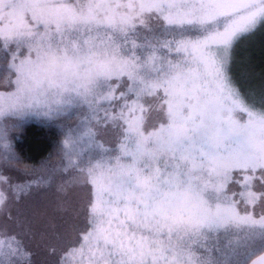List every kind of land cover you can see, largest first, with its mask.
Here are the masks:
<instances>
[{"label":"snow or ice","instance_id":"6c2138e0","mask_svg":"<svg viewBox=\"0 0 264 264\" xmlns=\"http://www.w3.org/2000/svg\"><path fill=\"white\" fill-rule=\"evenodd\" d=\"M261 28L264 0H0V150L13 117L71 119L81 104L96 117L101 102L118 112L90 118L87 140L107 124L126 141L89 164L90 230L57 264H248L264 251V89L241 97L228 57ZM12 160L0 214L26 187ZM14 254L34 264L20 242Z\"/></svg>","mask_w":264,"mask_h":264},{"label":"trees","instance_id":"16d2710c","mask_svg":"<svg viewBox=\"0 0 264 264\" xmlns=\"http://www.w3.org/2000/svg\"><path fill=\"white\" fill-rule=\"evenodd\" d=\"M157 23L155 22L153 25ZM137 27L142 28L140 25ZM242 50L243 52L246 51L240 49L237 52V57L231 64V69H229V75L236 89H239L238 92L241 97L255 98L264 89V79L261 77L264 75V48L258 42H253L247 53L241 55ZM164 51L167 50L165 49ZM4 54L0 53L2 57H5ZM170 55L175 56L177 54L173 52ZM0 76H2L1 73ZM122 81H127V77L125 76V79H122ZM102 105L103 107L98 109L96 117L103 118L105 114L104 109L107 108L108 111L111 108L105 103H102ZM242 114L240 118H246V114ZM96 117H93V113L88 105L84 104V108H82V111L77 116V121L91 118L92 122ZM75 120L76 118H72V121ZM55 122L57 121H42L29 113L24 117H13L5 124L7 136L12 147L10 150H0V163L5 164L11 155L17 157L19 162L17 163L16 160H12L7 163V167L31 171L37 169L39 174L36 182L40 181L39 178H41L39 171H45L46 177L42 182H39L43 183L45 181L43 191L30 202L31 204L19 207L24 213L15 211L14 207L2 215L0 229L6 228L7 232L13 234L15 237L13 240H9L7 236L0 235V260L4 264H15L16 260L19 259L14 254L17 242L21 243L22 248L28 250L34 264H57L65 248L70 245L75 247H77L76 244L78 245L75 239L80 234L78 226L82 224V212L79 210V203L74 198L69 201L64 198L63 194L59 193L58 188H56L54 180L57 178L56 167L66 157L64 146L66 133ZM107 126V124L102 125L100 129L101 142L95 141L92 142V145L99 146L106 143L103 134L110 133ZM106 147L108 149L103 152L99 150L100 155L103 154L110 158L116 154L113 146ZM94 153L96 154V151ZM79 160L82 162L85 159L80 157ZM89 163H92V161H89ZM229 187H232V185H229ZM37 199L38 201H35ZM38 202H43L40 205L44 204L45 206L41 205L39 209L34 208ZM242 208L243 205H241V210ZM32 210H36L41 216H39V220L34 219L35 222L27 224L25 223V216H31ZM9 216L14 219H9ZM208 242L211 243L212 241L209 240ZM53 248L55 252L52 251ZM78 262L79 257H77L76 264Z\"/></svg>","mask_w":264,"mask_h":264},{"label":"rangeland","instance_id":"374dc122","mask_svg":"<svg viewBox=\"0 0 264 264\" xmlns=\"http://www.w3.org/2000/svg\"><path fill=\"white\" fill-rule=\"evenodd\" d=\"M149 16L154 15L149 13ZM157 22L156 20H151L150 23L155 24ZM162 22V21H161ZM138 26V25H137ZM262 34V36H261ZM261 37V38H260ZM260 38L258 41L257 39ZM258 42L264 48V28L259 29L252 35H243L241 38H239L236 42H234L232 48L228 52L229 57V69H231V64L235 61L237 57V52L240 49L246 50L243 52L241 51V55L243 53H247L249 50V47L251 43ZM6 54H4L5 56ZM241 58V57H240ZM244 58V56H243ZM245 59V58H244ZM240 61V59H239ZM10 63V60L6 61L5 57H2L0 55V73L3 75L4 71L8 68V64ZM245 70V69H244ZM245 72V71H244ZM243 72V73H244ZM257 74V73H255ZM264 79V75L261 76ZM125 79L124 77H121V80ZM4 90V86L0 85V91ZM237 90H239L237 88ZM162 91L160 92V95H162ZM151 99V97H149ZM104 102H101V104ZM87 105V104H86ZM82 108H84V104H81L78 108L75 109L76 114L71 117V119L67 118H60V119H51L48 117H45L43 115L37 116L34 115V117H37L41 119L42 121H57L58 126L62 127L66 133V139H65V159L64 161L56 167V175L57 180H55L56 188H58L59 193L63 194V197L66 198L68 201L71 199H76L80 206V212H82V224L78 226V232L80 233L75 241L78 243L76 244L77 247H79L80 243H83V231L85 229L90 230V224H89V216H90V205L89 200L94 199L92 196V193L95 191L94 185L92 184L91 178L88 175V162L92 161L91 164H95L98 160L100 161H113L115 160V157L117 155H120V144L125 143L124 137L120 136L117 132V129L115 125H112V128H109L107 126L109 134L104 133L103 138L106 140V143L100 144L99 146L92 145V142L87 140V132H88V118L80 119V121H77L78 114L82 111ZM118 112V109H116L114 106L109 108L108 114L109 115H115ZM240 115H243L242 113H237V116L240 117ZM105 116V114H104ZM72 118H76L75 121H72ZM97 116L92 122L91 127L95 129L97 127ZM247 118V117H246ZM243 118V119H246ZM84 122L86 125L85 127H78L81 125V123ZM166 122V118H165ZM122 123V122H121ZM153 123L155 127H159V120L154 117ZM102 125H99V131L96 132L95 135V141L101 142V129ZM145 128V134H147L148 131H153L154 128L149 127L148 123L146 122L144 125ZM100 133V135H98ZM109 140V141H108ZM106 146H113L116 150V154L112 157L104 156L103 154H99V150L103 152L104 150L108 149ZM96 151V154L94 153ZM92 156V158H91ZM83 157L85 160L80 162L79 158ZM127 159V158H124ZM0 165H4V163H0ZM9 168V167H8ZM12 169L10 175L14 182L22 183L23 185H26L24 189L18 193L13 194L14 198L11 200L10 208L15 207V211L17 212H23V210H20L19 207H23L24 205L31 204L34 200V198L42 192L43 187L45 186V181L42 182L45 177V171H39L40 176L43 177V180H40L39 182H36L38 180V170L35 171L26 170V169H18V168H10ZM235 175V173H234ZM101 183H103V180H101ZM35 201H38L35 200ZM43 202H38L34 208L39 209L41 205L45 206L44 204H41ZM47 207V206H46ZM253 206H249V210L252 209ZM33 208V206H32ZM44 209V208H43ZM24 213V212H23ZM31 216H25L26 220L25 223L30 224L31 222H35L34 219L39 220L40 213H37L36 210H32ZM5 213L0 214V221L2 220ZM76 234V233H75ZM75 236V235H74ZM199 255V253H198ZM257 256V255H256ZM254 257H252L249 261H251ZM248 261V263H249Z\"/></svg>","mask_w":264,"mask_h":264},{"label":"water","instance_id":"95a60500","mask_svg":"<svg viewBox=\"0 0 264 264\" xmlns=\"http://www.w3.org/2000/svg\"><path fill=\"white\" fill-rule=\"evenodd\" d=\"M248 264H264V251L255 256Z\"/></svg>","mask_w":264,"mask_h":264}]
</instances>
